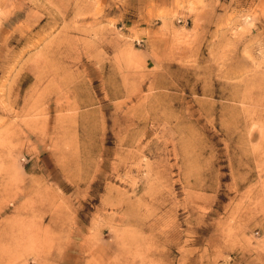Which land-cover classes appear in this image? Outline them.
<instances>
[{
	"label": "rangeland",
	"instance_id": "rangeland-1",
	"mask_svg": "<svg viewBox=\"0 0 264 264\" xmlns=\"http://www.w3.org/2000/svg\"><path fill=\"white\" fill-rule=\"evenodd\" d=\"M0 264H264V0H0Z\"/></svg>",
	"mask_w": 264,
	"mask_h": 264
}]
</instances>
